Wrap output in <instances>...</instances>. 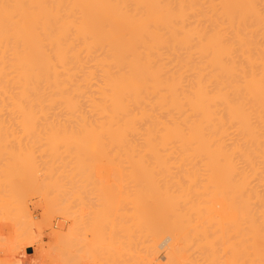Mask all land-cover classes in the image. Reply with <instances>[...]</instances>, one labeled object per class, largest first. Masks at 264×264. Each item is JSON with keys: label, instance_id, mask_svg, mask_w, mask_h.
<instances>
[{"label": "bare ground", "instance_id": "1", "mask_svg": "<svg viewBox=\"0 0 264 264\" xmlns=\"http://www.w3.org/2000/svg\"><path fill=\"white\" fill-rule=\"evenodd\" d=\"M62 146L70 187L87 150L132 169V220L174 264H264V0H0V219L31 222L14 203L57 169L34 150Z\"/></svg>", "mask_w": 264, "mask_h": 264}, {"label": "rangeland", "instance_id": "2", "mask_svg": "<svg viewBox=\"0 0 264 264\" xmlns=\"http://www.w3.org/2000/svg\"><path fill=\"white\" fill-rule=\"evenodd\" d=\"M4 141L16 145L27 143L42 145V149L48 143L47 140L26 139ZM59 142L66 143L67 141ZM62 145L64 146V144ZM63 146L62 153L60 148L58 150L60 154L58 151L56 152V154L58 153L57 162L60 161L58 163L56 160H52V155L47 157L46 154L49 151L41 152L39 149L40 153L37 155L38 149L34 150L33 160L41 159L38 162H44L43 158L45 161L51 159L48 161L50 163L54 161V166L56 165L57 169H54V173L53 170L38 172L36 179L39 181L40 188L37 191H31V189L30 194L21 202L14 203L23 209L24 213L22 214L29 217L30 223L24 222L22 218L15 220L14 224L8 220L0 219V264H6L11 260V249L14 245V249H17L18 236H21L20 242L28 241L32 244L26 248L19 245V249L17 251L15 249L18 255L16 254L17 256L15 255L14 258L20 259V262L13 264H135V260L138 259L136 255L139 253V256H144V252L147 254L148 248L145 246L148 247L151 244L157 247V264H174L167 256L170 245H172V234L167 229H162L152 239L148 233L146 235L143 228L137 231V228L140 227H136V222L134 223L132 220L134 216L133 200L137 188L133 181L134 172L132 169L127 164H121L118 157H114V160L119 165H112L113 160L108 151H101L99 148L87 150L85 152L87 165L84 166V176L78 183L74 182L77 185L73 183V187H70V185L72 186L71 180L75 177L69 167L76 162V159L75 155L70 153L71 151H67L66 154V148L64 149ZM111 153L117 155L116 151ZM57 164L59 166L65 164L68 167L65 170ZM62 169L65 171L63 172ZM56 170L59 173L61 171L60 174L63 172L61 176L64 178L58 176L61 186H49V178L51 176L55 178L58 173ZM71 174L73 178L70 180ZM75 179L77 180V178ZM75 186L79 188L78 191H81L78 198H74L72 195ZM1 210L3 211L2 208ZM75 216L80 217V220L76 219L77 223L74 222ZM78 223H81L80 229L75 228L74 231V227H77ZM82 223L84 231L81 228ZM111 226L114 228L113 230L110 229ZM136 232H140L138 234L141 235H137ZM111 233L113 237H111ZM142 240L144 243L141 242ZM133 242L134 246L136 245L135 248L131 246ZM140 242L143 245L139 244ZM129 252H133L136 258Z\"/></svg>", "mask_w": 264, "mask_h": 264}]
</instances>
